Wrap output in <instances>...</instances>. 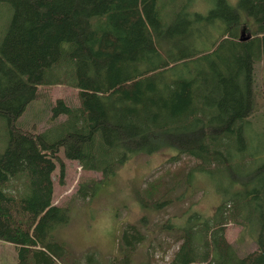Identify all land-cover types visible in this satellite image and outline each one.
<instances>
[{
  "label": "trees",
  "instance_id": "trees-1",
  "mask_svg": "<svg viewBox=\"0 0 264 264\" xmlns=\"http://www.w3.org/2000/svg\"><path fill=\"white\" fill-rule=\"evenodd\" d=\"M0 1L12 8L0 42L8 131L0 238L17 246V264H136L139 251L137 264H264V159L255 162L262 151L250 134L264 0H238L254 27L228 0H210L206 13L190 9L191 0ZM61 83L78 89L79 105L57 98L44 131L16 125L40 85ZM167 147L177 150L169 164L134 188L141 207L167 216L125 223L118 254L107 261L94 250L75 257L54 234L70 219L69 207L54 202L57 161L61 181L65 174L60 149L102 173L80 182L72 197L87 198L131 158ZM196 171L224 180L210 214L196 208L197 190L189 189ZM173 207L178 212L169 214ZM230 223L250 232L256 247L239 253Z\"/></svg>",
  "mask_w": 264,
  "mask_h": 264
},
{
  "label": "rangeland",
  "instance_id": "rangeland-1",
  "mask_svg": "<svg viewBox=\"0 0 264 264\" xmlns=\"http://www.w3.org/2000/svg\"><path fill=\"white\" fill-rule=\"evenodd\" d=\"M173 1L183 4L188 0H165V3L172 5ZM228 1L235 6L248 26H255L253 17L246 14L238 6V0ZM211 6L210 0L190 1V9L192 10H201L206 13ZM166 8L168 9L169 6ZM11 15L12 8L9 4L0 1V42L5 36ZM255 88L257 112L252 116V120L256 126L252 124L250 134L254 142L253 147L256 146L262 151L259 153L262 158L255 162L261 163L264 159V136L259 134L264 129V61H258L255 64ZM60 97L64 98L67 104L71 106L79 105L78 89L71 83L40 85L37 97L16 120V125L34 131L48 129L51 127V106ZM65 118L66 115L62 114L57 118V121H62ZM7 138V123L0 116V152L6 146ZM175 153H177L175 148L167 147L152 154H141L133 157L115 173L106 177L98 185L92 196L72 198L80 182L90 178L100 179L102 173L85 170L78 161L68 159L63 148H61L59 156L65 163V174L61 181L60 161H57L58 167L53 176L55 182L54 202L69 207L70 219L67 223L54 229L55 236L67 243L75 257L84 255L88 250H94L101 261H107L110 256L118 254V239L125 223L137 222L139 217L144 214L149 215L152 220H156V218L161 220L167 216L166 213H156L141 207L135 198L134 188L143 185L145 180L158 168L167 166L169 164L168 161L166 162L167 158ZM192 176L194 178H191L189 189L197 190L195 195L197 199L196 208L205 214L212 213L221 200L217 186H224V180H221L219 174L201 171L194 172ZM174 211L178 212V208L169 209V214ZM227 232L230 240L238 247L239 253H245L256 247L254 239L250 237L251 233L246 232L242 226L230 223L227 226ZM146 245L147 241L143 242L140 248L142 249ZM156 253L160 254L161 252L157 250ZM141 256V251L135 254L136 264ZM17 262V246L0 238V264H17ZM84 263L83 259L81 264Z\"/></svg>",
  "mask_w": 264,
  "mask_h": 264
},
{
  "label": "water",
  "instance_id": "water-1",
  "mask_svg": "<svg viewBox=\"0 0 264 264\" xmlns=\"http://www.w3.org/2000/svg\"><path fill=\"white\" fill-rule=\"evenodd\" d=\"M242 35H244V32H242ZM247 37V36H246ZM243 38H245V37H243Z\"/></svg>",
  "mask_w": 264,
  "mask_h": 264
},
{
  "label": "bare ground",
  "instance_id": "bare-ground-1",
  "mask_svg": "<svg viewBox=\"0 0 264 264\" xmlns=\"http://www.w3.org/2000/svg\"><path fill=\"white\" fill-rule=\"evenodd\" d=\"M182 12V11H181ZM188 18V17H187Z\"/></svg>",
  "mask_w": 264,
  "mask_h": 264
}]
</instances>
